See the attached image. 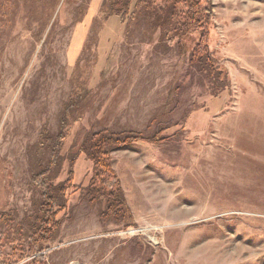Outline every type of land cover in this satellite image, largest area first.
Segmentation results:
<instances>
[{"label":"rangeland","instance_id":"1","mask_svg":"<svg viewBox=\"0 0 264 264\" xmlns=\"http://www.w3.org/2000/svg\"><path fill=\"white\" fill-rule=\"evenodd\" d=\"M107 1L0 6V259L31 246L16 228L39 200L35 146L72 99L60 179L89 131L148 139L111 152L131 217H100L104 202L83 197L80 153L35 264H264V0H209L208 52L228 79L215 97L188 62L196 33L181 49L142 23L124 33L119 18L102 20ZM25 249L17 264H31L39 244Z\"/></svg>","mask_w":264,"mask_h":264},{"label":"trees","instance_id":"2","mask_svg":"<svg viewBox=\"0 0 264 264\" xmlns=\"http://www.w3.org/2000/svg\"><path fill=\"white\" fill-rule=\"evenodd\" d=\"M8 1L10 0H0V6H4ZM52 2L55 0H51ZM31 4L35 6V0H32ZM208 5L209 0H108L100 14L102 20L119 18L125 23L124 33L129 32L135 24L142 23L147 32H158L156 38L158 41H165L171 45L174 43L178 49L182 48L181 37L196 33L197 37L190 48L188 62L197 66L199 72L204 74L209 83L210 95L215 97L227 88L228 79L208 52L207 36L212 18ZM74 108L76 101L72 99L66 101L58 131L52 135L43 127L38 146H35L33 154L35 171L31 173V181L35 182L39 191V200L34 203L30 215L23 221L24 227L16 228L18 238L26 237L25 239L31 242V246L28 244L27 248H24L27 252L35 242L39 244L36 255L34 251V256L31 257V264H35V261H45V255L41 253L44 250L42 245L53 240L58 232L61 224L58 213L66 208L67 190L75 184L72 165L74 158L80 153L90 164L87 183L80 188L83 197L90 203L104 202L100 217L111 216L115 219L131 217L124 190L112 165L111 152L148 139L140 132L130 129L112 131L102 128L89 131L77 151L72 153L66 176L60 179L62 171L60 151L69 132L70 116ZM165 128L167 127L161 128L158 132ZM2 219L6 220V217ZM24 249L15 246L13 252L8 253V260L1 258L0 261L4 264H17L26 257Z\"/></svg>","mask_w":264,"mask_h":264}]
</instances>
